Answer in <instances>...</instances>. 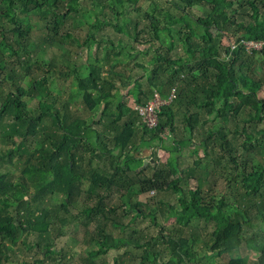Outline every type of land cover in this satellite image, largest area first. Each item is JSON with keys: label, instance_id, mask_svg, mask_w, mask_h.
Here are the masks:
<instances>
[{"label": "trees", "instance_id": "obj_1", "mask_svg": "<svg viewBox=\"0 0 264 264\" xmlns=\"http://www.w3.org/2000/svg\"><path fill=\"white\" fill-rule=\"evenodd\" d=\"M94 2L0 0V264H65L70 252L52 248L65 233L59 223L78 215L72 207L98 229L83 264H264V46L245 49L264 42V0H150L146 20L131 14L148 0ZM88 3L96 8L83 11ZM78 24L87 29L82 44L59 32ZM107 27L125 39L115 44ZM35 29L48 34L34 38ZM38 42L85 49L88 61L75 66L70 52L62 63L21 56ZM146 45L152 67L139 61ZM32 72L39 75L28 81ZM69 78L75 88L55 99L52 88ZM155 94L168 102L150 126L140 109ZM79 98L85 116L75 113ZM143 149L154 163L140 169ZM185 151L197 158L182 168ZM218 164L229 191L209 199L202 180ZM160 193L179 195L172 203ZM126 215L149 217L156 233L125 238L129 225L117 220ZM127 247L140 259L127 250L107 262Z\"/></svg>", "mask_w": 264, "mask_h": 264}, {"label": "rangeland", "instance_id": "obj_2", "mask_svg": "<svg viewBox=\"0 0 264 264\" xmlns=\"http://www.w3.org/2000/svg\"><path fill=\"white\" fill-rule=\"evenodd\" d=\"M148 1H149V5L147 3L143 4L142 12L140 14H137V13L131 14L133 19L140 18V20H146L144 15H147L145 13H146V11H148L150 9V5H151L150 0H148ZM101 2L109 5V0H95L94 3L96 4V3H101ZM94 3H88L87 5H84L82 10L83 11L94 10V8H96L94 6ZM164 3H161V5H164ZM131 7L132 6L127 7L126 10L129 11V8H131ZM186 10L190 11V14L193 13V15H198V16L201 15V13L198 10H195V9L190 10L189 8ZM97 12H99V9L95 10L93 12L94 15ZM107 12H110V11L107 10ZM29 16H31L29 19L30 23L31 22L34 23L35 20H37V18L34 17L33 14L32 15L29 14ZM112 17H113V15H112ZM6 19L8 20L9 18H6ZM83 19H84V21H87L85 18H83ZM162 19H163V16H162ZM92 22L93 21H91V23ZM72 23L75 24L74 22H72ZM119 23L122 24V21H120ZM77 26H78V28L68 27V29H66V30L62 29L59 32H60V34H64V33H68V32L72 33L73 36H75L76 38H79V42H80V44H82L86 38L87 29L83 24H78ZM104 32L106 34H108L110 38H112V40L115 44H116L117 40L125 39V37L122 34H119L112 27H107ZM44 33H46V31H44L42 33L41 30L35 29L34 33L32 35L34 36V38H36V37L43 36ZM47 34L48 33H46L45 35H47ZM222 43L224 44V41ZM34 44H36V45H32V48L31 47L23 48V50L20 51L21 56H23V55L26 56L25 54L29 53L30 55H32V57L34 59H36L40 63L43 62V60L45 62H47V60L49 61L51 59V57H54L58 60V63H62L63 55L70 52V53H72V56H73V60H72L73 63L76 62L78 64V61H81V63L88 61L87 51L85 49H81V48H78L76 46L72 47V45L67 44V45H65L66 47L55 45V46H50L48 48L47 45H49V44L45 45V43L41 44L40 42L34 43ZM147 46L148 45H146L145 47H142V49L147 50V52L149 54L148 57H144V59L139 60L140 62L145 63V64L150 60L151 57H154L156 55L155 52H153L152 50H148V48H146ZM17 49H19V48H15V50H17ZM33 52L35 53V55H33ZM94 52H95V46H94ZM34 56H36V58ZM76 63H75V66H76ZM90 63L95 64V62L93 60H90ZM146 65L148 67H152L151 64H146ZM65 69H67V68H63V70H65ZM38 75H39L38 72H32V75L30 77H28L27 80L31 81L32 79L36 78ZM28 81H26V82H28ZM62 87L64 88V90L69 91V92L71 91L72 88L73 89L75 88L74 84H73V80L71 78H69L67 81L66 80L65 81H58V83L51 90V93L53 96H55V99H58L56 96H57L59 90L62 89ZM121 93L127 94L128 91L126 89H121ZM36 98H39V97H36ZM128 98L130 99V103H132L133 99L131 98V96H129ZM79 100H80V98L78 99V102H76V105L73 106L75 111H76L75 113L78 116H85L84 108L82 106L81 100L80 101ZM35 104H37V99H32L30 101V105H35ZM177 125L180 126L179 123ZM210 126L211 125H209L207 128L209 129ZM197 142H198V140H197ZM6 146L7 145H4V143H0V147L4 148ZM142 156L144 157V164L142 165V167H140V169L148 167L149 163L150 162L152 163V161L154 160V159H150V153L145 149H143V151H142ZM157 156H158V159H160L162 162H165L169 157L168 153L164 152V151H160L157 154ZM14 157H15L14 160H16L18 158L17 152L15 153ZM196 158L197 157H195V156L189 155L188 151H185L184 152V158L180 159L179 162L182 163L181 166H182V168H184L186 165L192 166L194 163V160ZM145 162H147L148 164L145 165ZM153 163H154V161H153ZM10 168H11V170H13L15 172V174L17 173V168H15L14 165L10 166ZM220 171H221L220 164L214 165V166L210 167V170L208 173L209 175L202 180L203 181L204 194L208 195L209 199L210 198L220 199L222 196H224L229 191L226 179L224 177H220V175H219ZM152 173H153V171L147 170L145 172V177L150 176ZM175 179H176V175L173 176L172 181H174ZM180 186L183 189H187V187H188L186 185V183H184V182L181 183ZM86 195L87 194H85L84 192L81 193L80 205L83 203L84 200H86L85 199ZM151 195H153V193ZM178 195L179 194H177V196H176V195H173L171 193H162V194L160 193L156 196L158 199L164 200L166 202L176 203V202H174V199L177 200ZM150 197L151 196H147V198H146L145 196H143L142 201H147L150 199ZM116 200H118V199H116ZM56 201L57 200H53V202H56ZM88 201H90V200L88 199ZM90 202L93 203L92 200ZM114 204H115V201H114ZM149 206H153V205L150 204ZM71 209H72V212H71L72 214H78V215H76L74 218L70 217V219L68 221H66L64 224L59 223V226L62 225L63 231H65V233L56 239V241H55L56 246L53 247L52 250H55V248L59 249V248L63 247L65 252H68V251L70 252V253H67L68 256H70V257L69 258L67 257L66 259H64L65 264H83L82 259L87 257L88 256L87 251L92 249L91 246L87 245V240H89L90 238H93V236H95V234L97 233L98 229H97V225H96L95 221L90 220L88 218V216L85 215L84 213L80 212L78 208L72 207ZM151 209H154V207H152ZM152 212H156L155 209ZM121 214H122V211L120 209H118L117 215L119 216V218H120ZM110 217H112V216H110ZM158 218H159L158 220L160 221L161 215H158ZM117 221L121 222L124 226L129 225L128 230L126 232H123L122 236H124L127 239H132L133 241L140 240L142 242L143 236H145L149 233L150 234L156 233L157 228H155L153 225H151L149 217L139 218L134 222H130V216L126 215L123 219H119ZM106 223L108 224L109 230L112 232V235H114L115 237L120 235L119 230L112 227V225H110L109 221H106ZM209 228H210V225L208 226V229ZM200 229H203V230L199 231V233H202L203 231H205L206 227L205 228L201 227ZM147 230H149V233H147L148 232ZM248 232H249V230L245 231V233H248ZM127 250L129 252H132L134 254L133 255L134 257L137 256L136 258L140 259L139 258L140 257V250H138L136 248H132V247H127V248L123 249L120 253L112 251L110 253V256L107 259V262H113L115 256L120 255V254H124ZM241 253H242V251H241ZM252 253L256 254L254 252H252ZM167 254H169V253H167ZM167 254H166V252L163 253L164 257ZM243 256H244V254H243ZM105 259H106V257L102 258V260H105ZM202 259H203L202 262H200L199 260H198V262H200L201 264H208L205 262L206 260L204 258H202ZM222 259H223L222 263H224L226 260V257H222ZM164 260L167 261L166 258ZM132 263H134V261L130 260V264H132Z\"/></svg>", "mask_w": 264, "mask_h": 264}, {"label": "built area", "instance_id": "obj_3", "mask_svg": "<svg viewBox=\"0 0 264 264\" xmlns=\"http://www.w3.org/2000/svg\"><path fill=\"white\" fill-rule=\"evenodd\" d=\"M263 46H264V42L245 43V49L249 51H255V52L260 51L263 49ZM169 100L171 101V99ZM166 102L168 101L163 99L159 94H155L150 105L144 109H140V114L144 117V120L147 122L148 125L154 126L156 124L157 122L156 110L159 109L160 107H163V105L166 104Z\"/></svg>", "mask_w": 264, "mask_h": 264}, {"label": "water", "instance_id": "obj_4", "mask_svg": "<svg viewBox=\"0 0 264 264\" xmlns=\"http://www.w3.org/2000/svg\"><path fill=\"white\" fill-rule=\"evenodd\" d=\"M152 163H153V161H152ZM148 163L147 162H145V165H147Z\"/></svg>", "mask_w": 264, "mask_h": 264}]
</instances>
